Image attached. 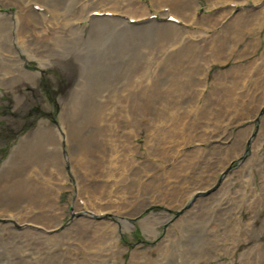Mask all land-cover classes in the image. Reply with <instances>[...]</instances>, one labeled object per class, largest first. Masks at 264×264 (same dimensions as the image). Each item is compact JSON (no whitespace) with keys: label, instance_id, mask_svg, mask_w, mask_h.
Returning <instances> with one entry per match:
<instances>
[{"label":"rangeland","instance_id":"rangeland-1","mask_svg":"<svg viewBox=\"0 0 264 264\" xmlns=\"http://www.w3.org/2000/svg\"><path fill=\"white\" fill-rule=\"evenodd\" d=\"M0 1L12 3L0 6V193L16 186L42 195L0 204V264H264V0H239L238 10L193 0L189 29L176 30L194 42L214 34L226 48L187 40L168 61L153 55L163 39L151 27L163 33L174 23H115L152 15L150 0H128L139 14L110 11L116 19L87 26L85 0ZM38 2L50 16L31 8ZM60 10L70 14L64 21L54 18ZM239 12L252 16L230 32ZM57 23L64 41L42 32L39 43L27 41L39 47L40 63H24L23 50L20 64L9 56L19 34L33 37L26 28ZM152 23V34L137 30ZM191 192L198 195L188 199ZM22 208L34 211L31 220ZM89 221L97 224L86 230ZM28 229L59 237L25 249L17 231Z\"/></svg>","mask_w":264,"mask_h":264},{"label":"bare ground","instance_id":"bare-ground-1","mask_svg":"<svg viewBox=\"0 0 264 264\" xmlns=\"http://www.w3.org/2000/svg\"><path fill=\"white\" fill-rule=\"evenodd\" d=\"M85 1H87L88 3H87V7L89 8V11H86L85 12V17H84V22L86 23V26H87V24H91L92 23V21H89V19H88V17H87V15L89 14V12H91V11H95V10H97V11H104V10H108L109 12L110 11H119V12H123L124 14H126V13H131V14H139L138 12H139V6H136V4H134V3H132V2H130V1H128V0H114V2H116L117 4H113V0H85ZM20 4H22V2H23V0L20 2V1H18ZM108 2H109V4H111V5H107L108 4ZM139 2V1H138ZM153 2V1H152ZM154 2H155V4H157V5H159V6H161L162 4H165L166 5V7H168V10L169 11H161L160 10V8H157L156 10H158L159 11V14L162 16L163 14L165 15V17H168V16H170V15H172V16H174L175 18H177V20H180L181 22H184L186 19L187 20H192L193 18H194V9H195V2L193 1V0H154ZM221 2H224V1H221ZM38 3H40L41 5H43V6H45V4H43L42 2H38ZM219 3V2H218ZM130 4V5H129ZM133 4V5H132ZM214 4V3H213ZM10 5H12V3L10 4V3H7L6 4V2H3V1H0V6H4V7H9ZM114 5V6H113ZM132 6H134V7H137L136 9H134V10H132L131 9V7ZM212 6V5H211ZM158 7V6H157ZM165 7V6H164ZM197 7V6H196ZM47 8V7H46ZM155 8H156V6H155ZM222 8V7H221ZM227 8V7H226ZM142 9V8H141ZM231 9V8H230ZM171 10L173 11V13L171 12ZM215 10V9H214ZM35 11V10H34ZM222 11V10H221ZM37 12V11H36ZM56 12V11H55ZM146 12V11H145ZM228 12V11H227ZM57 13V12H56ZM56 13H54V18H56L57 20H58V18H57V15H56ZM143 13V12H142ZM220 13V12H219ZM240 13V12H239ZM257 13V12H256ZM48 14V13H47ZM225 13H222L221 14V16H223ZM229 14H231V13H229ZM6 15V14H5ZM233 15V14H232ZM232 15H230V16H227V18L228 19H230L231 18V16ZM50 16V15H49ZM48 16V17H49ZM124 16H130V14H126V15H124ZM226 16V15H225ZM252 16V13H249V14H247V15H244V14H235L234 16H233V18L232 19H230L229 21H228V23L226 24L227 26H226V28H227V30H228V28L229 27H231L232 26V24H236V25H238V23H237V19H245L246 20V18L247 19H249L250 17ZM51 17H53V16H51ZM98 17H100V18H105V19H111V17H108V16H98ZM117 17V16H116ZM116 17H113V19H116ZM136 17V16H135ZM134 17V18H135ZM165 17H160V18H165ZM259 17H260V14H259ZM226 18V17H225ZM213 19V18H212ZM222 19H224V18H222ZM72 20V19H71ZM126 19L124 18H119V19H117V21L115 22V23H117L119 26H121L122 24H123V22L125 21ZM159 20H161V21H163V22H165L163 19H159ZM217 20H219V19H217ZM216 20V21H217ZM155 21H157V20H155ZM189 21V22H190ZM193 21H195V20H193ZM201 21V20H200ZM71 22V21H70ZM82 22V21H81ZM126 22V21H125ZM152 22V21H151ZM150 22V23H151ZM166 22H170V21H166ZM171 23H174V25L173 24H167L166 26H165V30H164V32L162 33L161 32V29H162V26H160V25H157L156 27H154V26H152L151 27V29H155V30H157L158 31V34L160 33L161 34V36H162V39H163V41L158 45V47L156 48V51H154L153 52V55H155V56H157V58L156 59H158L159 61H161V60H166V61H168L167 59L168 58H173V57H175V55H177V51H179V50H181V47L182 48H184V46H186V43H187V40L188 41H190V43L192 42V43H194V46H196V48H199L200 49V45H208V44H210V43H213V46H212V50H215V51H217V50H219V49H223V48H226V47H224V46H222V47H220L219 49L216 47V42H217V38L215 39V36H214V34L213 35H211V36H208V34L207 35H201V34H196L197 35V41L196 42H194V40H189L188 38L191 36V35H189L187 38L184 36V32H180L179 30H176V29H179V28H177L178 26L179 27H183V28H186V26L184 25V24H181V23H177V22H172L171 21ZM204 23V22H203ZM194 24V23H193ZM195 24H197V23H195ZM151 25H153V23L152 24H150V25H148V26H141V27H137V30H139V31H142V30H147V31H149L150 29V26ZM177 25V26H176ZM213 25V24H212ZM52 26V28H49V27H46L45 28V30H41V31H39V30H36V31H34V32H32V33H30L29 32V30H28V28H26V32L27 33H29L30 35H32L33 37H26V36H24V35H20L19 34V39H18V42L16 43V44H14V45H12V47L9 49V51H8V53H9V56L10 57H12V58H15L17 61H18V64H20V62H21V60L23 61V59H24V63H25V61H27V60H30V58L32 59V58H35L39 63L41 62V60H40V58H43V57H41V55L42 54H40V51H39V47H32V48H29L28 47V45H27V41H35V43H39V41L41 40L40 39V36H41V33L40 32H42V35H44L43 33H45V38H46V40L47 41H49L50 39H51V41H53L52 43L53 44H55V45H57V44H59L62 40L64 41V38L62 37V36H56L59 32H60V29L58 28V27H56V26H59L58 25V23L56 24V25H51ZM85 26V27H86ZM193 26V25H192ZM200 26V25H199ZM164 27V26H163ZM210 28V27H209ZM187 29H189V27H187L186 28V30ZM221 29V28H220ZM193 30V29H192ZM223 30V29H222ZM226 30V29H225ZM229 30H230V32H234L233 30H231L230 28H229ZM220 31V30H219ZM151 34L153 33V31H149ZM193 32V31H192ZM35 33H39V34H35ZM234 33H236V32H234ZM186 34V33H185ZM187 34H188V32H187ZM190 34V33H189ZM195 36V35H194ZM43 37V36H42ZM15 38V37H14ZM56 39V40H55ZM237 39V38H236ZM16 40V39H15ZM226 41H228V39L226 38L225 39ZM240 40H242V39H240ZM17 41V40H16ZM45 41V40H44ZM224 41V40H223ZM238 42H239V40H238ZM180 44V46L181 47H179V44ZM1 44H3L2 42H1ZM176 44H178V46H173V45H176ZM219 44H220V42H219ZM226 45V44H225ZM229 45V44H228ZM236 46V45H235ZM231 47V46H230ZM190 48H192V47H190ZM232 48V47H231ZM230 48V49H231ZM235 49V48H234ZM21 50H23L25 53H27L28 54V56H29V58L27 57V55H25L24 57H23V59H21L22 58V54H21ZM232 50V49H231ZM1 51L5 54V51H6V48H1ZM235 51V50H234ZM237 51V50H236ZM245 51V50H244ZM247 51V50H246ZM150 53H152V52H150ZM1 55H3V54H1ZM0 55V56H1ZM6 55V54H5ZM179 55V54H178ZM220 55H221V53H220ZM154 56V57H155ZM193 56V55H192ZM219 58V57H218ZM224 59V58H223ZM154 60V59H153ZM182 60V59H181ZM223 61V60H222ZM226 61V60H225ZM224 62V61H223ZM24 63H23V67H24ZM164 63H165V61H164ZM158 64V63H157ZM194 67V66H193ZM246 68V67H245ZM37 70V69H36ZM14 73H15V69H12V67H11V69L9 70H7L6 72H5V74L3 75V79H4V81H7L8 83H10V82H12L16 77H15V75H14ZM21 73H23V75H25V72H23V71H21ZM176 73V72H175ZM241 73H243V72H241ZM29 74V75H28ZM239 74V73H238ZM26 75H28V76H30V77H34V74H31V73H27L26 72ZM25 75V76H26ZM27 76V77H28ZM239 76H240V74H239ZM242 77V76H241ZM174 79V78H173ZM200 79V78H199ZM240 79V78H239ZM244 79V78H243ZM66 80V79H65ZM241 80V79H240ZM243 82V81H242ZM199 83V82H198ZM65 87V85H63L62 86V88L61 89H63ZM26 88V87H25ZM30 88V87H29ZM253 88V87H252ZM61 89H60V92L62 93L63 91H61ZM14 93H16L17 91L16 90H12ZM11 91V92H12ZM19 91V90H18ZM57 93H58V91H57ZM1 102V101H0ZM191 102V101H190ZM2 103V102H1ZM27 103H28V101H27ZM187 103V102H186ZM189 103V102H188ZM212 108V107H211ZM63 133V132H62ZM32 159V158H31ZM7 163V162H6ZM125 163V162H124ZM127 163L130 165V167L131 166H133V162H131V161H127ZM1 191V190H0ZM39 190H34V189H29V188H21V187H12V188H10V189H5V191H4V193H0V204H13V202H16L17 200H20V201H22V199L23 198H21V195L22 194H27V196L29 197V198H34V197H42V195H37V194H39ZM46 194V193H45ZM28 199V198H27ZM84 199V198H83ZM25 200V199H24ZM20 203V202H19ZM79 204V203H78ZM5 206V205H4ZM79 206H81V205H79ZM40 207V206H39ZM5 208L6 207H4V209H2L1 211H3V210H5ZM75 208V207H74ZM1 209V208H0ZM6 209H8V210H6V211H9V210H14L15 209V206H8ZM20 209V208H19ZM22 212L24 213L23 215L25 216V218L24 219H26V220H31V218L33 217L32 215L34 214L33 212L34 211H30L29 209L28 210H24V208H22ZM84 211L85 212H87L86 214H88V215H83V216H85V217H88V218H92V216L89 214L90 212H88L87 211V209H86V207L84 206ZM101 211H103V210H101ZM29 212H32V213H29ZM20 213V212H19ZM76 212H75V210H74V214H75ZM2 214V213H1ZM12 214L10 213V217H12L11 216ZM49 215H51V214H49ZM2 216V215H1ZM14 217H12L11 219L12 220H15V219H13ZM23 218V217H22ZM104 218V217H103ZM102 219V218H101ZM34 220V219H33ZM3 220H0V222H2ZM20 221V220H19ZM48 221V220H47ZM10 222V221H9ZM58 222V221H57ZM4 223V222H3ZM39 224V223H38ZM51 224V223H50ZM94 224H97L96 222H91V221H89V224H87L86 223V227H88V228H86V230H90L91 228H93V226H94ZM11 225V224H10ZM26 225H29L28 223L26 224ZM81 225H83V223L81 224ZM0 226H1V224H0ZM9 225H3L2 226V231H4V232H6V233H9V234H13L12 233V231L13 230H11L9 227H8ZM41 228H44L43 226H40ZM19 228V227H18ZM81 228V227H80ZM147 228V227H146ZM45 229V228H44ZM41 230H43V229H41ZM46 231H48V232H50V230H52V229H45ZM78 230H79V228L76 230V232H78ZM116 229H115V227L112 229V233L111 234H113V233H115L116 231H115ZM57 230H53V232H56ZM19 234H21L20 235V237H19V240H16V242H17V244H19L20 246H22L23 248H25V249H29V248H32V246L34 245V244H36V242L39 240H48V241H54V240H56V239H58V237L59 236H57L58 234H51L50 236H44L43 234H38V233H36L35 231H31V230H23V231H17ZM76 235V234H75ZM74 236V235H73ZM89 236H90V234H88V235H85L84 237H83V242H81V243H83V245H86L87 244V242L89 241ZM26 237H28V239L26 240L25 238ZM71 238V237H70ZM13 239H15V237L13 238ZM68 239H69V237H68ZM79 241V240H78ZM58 243V242H57ZM45 244H47V243H45ZM49 244V243H48ZM93 244V243H92ZM50 245V244H49ZM54 245H55V243H54ZM79 245V244H78ZM43 246V245H42ZM47 246V245H46ZM60 246V245H59ZM81 246H82V244H81ZM92 246V245H91ZM35 247H37V246H35ZM38 248H40L39 246H38ZM48 248V247H47ZM46 248V249H47ZM44 249H45V247H44ZM39 250V249H38ZM29 254V253H28ZM17 257V256H16ZM46 257V256H45ZM48 257V256H47ZM91 257V256H90ZM77 259V258H76ZM89 259V258H88ZM30 260H32V259H30ZM28 263H29V260L27 261ZM74 263V262H73ZM81 264V263H80ZM84 264V263H83ZM88 264V263H87Z\"/></svg>","mask_w":264,"mask_h":264}]
</instances>
